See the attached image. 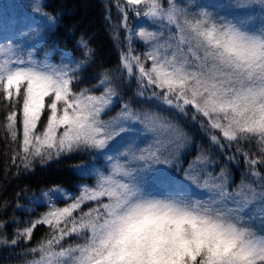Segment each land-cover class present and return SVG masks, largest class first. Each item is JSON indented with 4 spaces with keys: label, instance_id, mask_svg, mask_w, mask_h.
<instances>
[{
    "label": "snow or ice",
    "instance_id": "obj_1",
    "mask_svg": "<svg viewBox=\"0 0 264 264\" xmlns=\"http://www.w3.org/2000/svg\"><path fill=\"white\" fill-rule=\"evenodd\" d=\"M111 7L122 18L118 27ZM104 10L114 44L123 45L116 71L126 72L127 83L135 80L134 96L199 122L227 161L243 158L245 172L233 185L226 167L209 171L217 162L201 150L182 180L205 190L207 199L184 194L175 179L179 195H157L147 187V173L155 165L175 166V150L188 134L158 112L124 100L121 77L105 73L94 85L103 89L99 94L88 87L74 92L93 52L83 37L77 41L86 49L80 60L65 50L59 64L48 53L37 62L32 47L27 64L0 62L12 164L27 170L73 153H93L100 163L74 165L95 185H77L78 194L53 188L72 202L53 206L11 239L0 235V244L30 241L46 225L51 231L21 253L23 264H264V214L249 212L257 203L264 207V0H110ZM33 11L44 18L36 32L42 40L58 17L42 6ZM129 13L141 19L138 31L129 27ZM134 36L147 47L142 54H136ZM40 40L33 37L34 44ZM4 48L24 50L12 37L0 40ZM116 102L119 111L102 118ZM141 133L151 134L143 147ZM86 202L95 206L84 210ZM73 236L81 242L65 246Z\"/></svg>",
    "mask_w": 264,
    "mask_h": 264
},
{
    "label": "trees",
    "instance_id": "obj_2",
    "mask_svg": "<svg viewBox=\"0 0 264 264\" xmlns=\"http://www.w3.org/2000/svg\"><path fill=\"white\" fill-rule=\"evenodd\" d=\"M37 6H42V11L58 17L55 29L44 33L42 40L36 37L39 22L44 19L33 11V8ZM105 6H110V0H0V40L4 37L19 39L24 49L23 52L16 54L8 52L6 48L0 49V62L20 59L27 64L30 58L28 53L32 47H35V51L32 52L31 59L37 62L43 61L44 54L48 53V59L52 63L59 64L65 56V50L77 60L84 59L82 51L86 49L82 50L77 45V41L83 37L89 42L88 47L93 52L87 59L83 70L78 73L80 79L72 85L74 92L88 87L93 88V94H99L103 89L94 88V85L105 73L121 77L117 83L123 88L124 100L131 98L134 107L143 106L158 112L162 117L179 124L188 134L187 142H182V146L175 150V166L155 165L152 171L147 173L146 180L149 190L156 189L157 195L161 193L179 195L174 183L175 179L181 181L184 194L197 199H207L209 194L205 190L193 187L182 180L183 169L188 167L189 161L194 159L201 150L210 153L211 158L217 162L214 168H209V171L216 174L222 166L226 167L232 174L230 178L233 179V185L238 183L246 168L241 156L237 155L233 162L227 161L225 155L209 144L199 122H193L190 116H181L175 110L169 109L156 100L138 99L134 96L137 90L135 80L127 83L126 72L116 71L120 62V48L123 45L114 44L109 34L110 29L104 19ZM111 17L112 24L118 27L122 18L114 7H111ZM137 18L129 13L128 25L133 30L136 27ZM120 35L123 40L122 30ZM33 37L40 40V43L34 44ZM134 41H137L133 44L136 54H142L147 50L146 45L138 42L135 36ZM146 66L150 67V62H146ZM152 90L145 89V95L147 96ZM48 102L46 98V103ZM120 106V102H116L102 118L107 119L115 115ZM6 112L4 102L0 100V225H3L0 227V235L11 239L17 229L23 230L24 227L30 226V221L39 218L42 213L51 210L53 206L64 207L72 202L62 193H53L51 191L53 188L78 194L77 185L94 186V178L89 179L88 176L78 175L73 166L80 163L99 164L100 161L94 158L93 153H73L62 155L45 164L37 161L27 170L22 166H14L11 158L15 146L3 127ZM43 120L44 117H42ZM141 138L140 146L143 147L144 143L151 139V134L141 133ZM50 200L51 203H49ZM94 206L95 202H86L82 207L87 210L88 207ZM249 212L260 216L264 214V207L257 203L249 209ZM79 213L80 210H76L73 215L78 216ZM50 231V226L41 225L36 228L30 241L21 239L17 246L0 244V264H23L25 257L21 253L26 248L34 246ZM79 242L81 240L75 236L64 241L65 246ZM31 258V256L27 257V259Z\"/></svg>",
    "mask_w": 264,
    "mask_h": 264
},
{
    "label": "rangeland",
    "instance_id": "obj_3",
    "mask_svg": "<svg viewBox=\"0 0 264 264\" xmlns=\"http://www.w3.org/2000/svg\"><path fill=\"white\" fill-rule=\"evenodd\" d=\"M204 2L205 3H211V2H213V0H204ZM211 10V9H210ZM237 14H241L240 12H237ZM11 22H13V21H11ZM137 25H142V21H141V19L140 18H137V24H136V26ZM134 32L135 31H138V28L137 27H135V29L133 30ZM165 35H167V32H165Z\"/></svg>",
    "mask_w": 264,
    "mask_h": 264
}]
</instances>
